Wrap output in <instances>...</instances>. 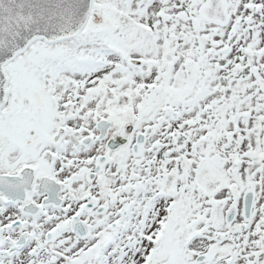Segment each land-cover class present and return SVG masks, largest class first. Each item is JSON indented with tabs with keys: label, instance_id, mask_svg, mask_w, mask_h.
<instances>
[{
	"label": "snow or ice",
	"instance_id": "snow-or-ice-1",
	"mask_svg": "<svg viewBox=\"0 0 264 264\" xmlns=\"http://www.w3.org/2000/svg\"><path fill=\"white\" fill-rule=\"evenodd\" d=\"M0 264H264V0H0Z\"/></svg>",
	"mask_w": 264,
	"mask_h": 264
}]
</instances>
